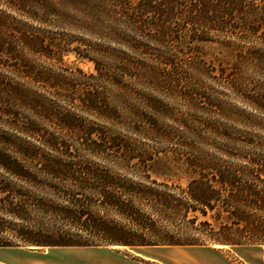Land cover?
<instances>
[{
    "label": "trees",
    "instance_id": "obj_1",
    "mask_svg": "<svg viewBox=\"0 0 264 264\" xmlns=\"http://www.w3.org/2000/svg\"><path fill=\"white\" fill-rule=\"evenodd\" d=\"M0 4L4 6L0 10V215L23 217L28 208L36 207L68 226L46 233L20 231L17 235L23 243L0 239V246L264 247V144L188 147L174 155L175 161L186 164L177 169L184 184L157 181L150 179L155 173L148 163L153 161L150 153L114 150L102 127L60 111L31 88V84L50 87L58 96L71 102L76 98L88 111L112 119L119 113L113 103L126 93L109 88L126 90L135 78L162 84L177 81L170 75H178L182 68L178 53L186 39L213 41L211 36L219 33L236 38L264 35V0H0ZM16 12L37 21L51 17L57 26L83 30L118 47L100 42L76 46L72 50L91 60L95 72L84 74L79 69L85 79H69L39 67L30 54L58 60L70 50L66 47L71 39L48 40L32 34L16 20ZM119 23L127 26V32L118 30ZM144 39L156 41L168 52L152 53ZM220 43L226 50L234 49ZM126 51L151 55L172 73L148 70ZM195 64L202 65L199 60ZM246 98L264 109L257 97ZM25 111L37 119L24 115ZM40 118L77 137L81 147L46 133ZM19 133L39 135L45 147L21 143ZM80 149L93 157L120 161L116 168L142 172L143 179L132 180L118 169L82 161ZM5 230L0 218V233Z\"/></svg>",
    "mask_w": 264,
    "mask_h": 264
},
{
    "label": "rangeland",
    "instance_id": "obj_2",
    "mask_svg": "<svg viewBox=\"0 0 264 264\" xmlns=\"http://www.w3.org/2000/svg\"><path fill=\"white\" fill-rule=\"evenodd\" d=\"M260 3L258 1V5ZM3 8L4 6L0 4V10ZM15 18L32 34L43 35L46 39H71V43L66 47L70 50L64 51L58 60L47 59L37 52L30 54L39 67L62 74L69 79H85L79 69L84 74L95 72L91 60L77 56L72 50L76 46L84 47L100 42L103 45L118 47L105 38H98L83 30L57 26L53 24L51 17L45 21H37L22 12H16ZM117 28L127 32V26L122 23H119ZM211 39L213 41L207 42L186 39V43H183L184 46L178 53L179 63L182 66L178 75L171 74L172 71L167 65L156 63L151 55L126 51L131 59L142 62L146 69H160L167 76L169 74L175 76L177 81L162 84L135 78V80L131 79V84L126 90L117 91V88L110 87L108 90H111L110 92L126 93L124 98H119L113 103L119 112L115 114L118 116L117 120L116 116L112 119H103L85 109L78 99L75 98L71 102L67 98L58 96L56 90L50 87L31 84V88L43 93L60 111L71 112L87 125L95 123L96 126L102 127L109 136L114 150L133 149L135 153H150L153 161L148 163L155 171L150 173V179L183 185L185 178L178 176L182 174L177 169L185 167L186 164L184 161H175L176 152L185 151L192 146L209 149L223 145L264 144V109L255 107L246 98L253 95L264 104V35L236 38L219 33L213 34ZM221 41L229 43L234 49H224ZM143 42L149 45L152 53H156L158 49L168 52L167 49L160 48L154 40L144 39ZM196 59L202 65H196ZM107 95L110 97V94ZM24 115L37 119L27 111ZM42 120L40 118L38 122L46 133L55 135L62 143L73 147L80 146L77 137L68 135L56 125ZM19 139L23 144L45 147L43 140L37 134L19 133ZM80 152L82 161L91 160L101 166L118 169L116 167L120 161L93 157L86 150L80 149ZM132 162H137V158L130 162V165H135ZM129 170L130 168H120L117 171L123 177L132 180L143 179L142 172L131 174ZM159 170L171 174H156ZM173 172L177 174L173 175ZM23 187L33 191L32 187L26 185ZM35 193L40 194L36 191ZM46 196L50 198L49 195ZM110 217H116L118 221L123 222L120 217L113 214ZM0 218L6 226V230L0 233V239L12 243H23L17 235L20 231L46 233L68 229L61 219L36 207L28 208L23 217L0 215ZM25 246L43 247L33 244ZM219 247L231 260L241 264H253L256 260L264 264L263 246L221 245ZM112 248L130 254H133L132 251H137L134 247L113 245ZM240 250H243L244 254L239 253Z\"/></svg>",
    "mask_w": 264,
    "mask_h": 264
},
{
    "label": "crops",
    "instance_id": "obj_3",
    "mask_svg": "<svg viewBox=\"0 0 264 264\" xmlns=\"http://www.w3.org/2000/svg\"><path fill=\"white\" fill-rule=\"evenodd\" d=\"M221 245H152L133 254L112 246H0V264H241ZM259 246V245H249ZM239 253L244 254L243 250ZM253 264H260L258 260Z\"/></svg>",
    "mask_w": 264,
    "mask_h": 264
}]
</instances>
